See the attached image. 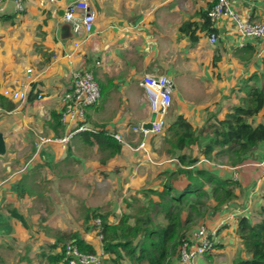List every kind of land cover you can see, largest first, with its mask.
<instances>
[{
	"label": "crops",
	"instance_id": "1",
	"mask_svg": "<svg viewBox=\"0 0 264 264\" xmlns=\"http://www.w3.org/2000/svg\"><path fill=\"white\" fill-rule=\"evenodd\" d=\"M88 1L97 14L93 31L72 32L73 36L68 39L60 35L66 21L59 11L66 8L70 0H26L24 12H17L12 2L0 3V93L16 104L12 110L0 107V129L4 130L9 143L7 154L0 155V243L6 247H10L11 242L23 244L24 252L19 259L26 264L28 260L41 264L43 249L38 251L30 245L31 228L20 202L28 198L25 185L36 180L42 165L69 160L82 163L86 159L88 165H92L90 170L98 168L105 176L113 174L116 177L120 168L115 162L121 158V166L126 168L131 164L136 168L125 180L114 178L118 186L114 196L123 199L128 191L132 196L142 189L162 188L160 176L173 172L178 164V160L170 158L165 150L160 159L156 158L161 146L150 155L154 157L153 163L142 150L128 146L122 145L119 153L112 154L111 149L91 143L89 132L77 133L67 142L54 140L38 147L41 136L61 139L71 130V126L64 125L61 120L60 125L57 124L53 114H60L62 95L69 88L75 70L92 71L105 88L101 91V100L87 109L88 123L96 128L103 126L107 132L122 133L132 147L140 141L132 127L150 116L146 96L138 97L134 93L136 86L142 88L140 81L145 74H165L174 83L176 78L191 77L190 99L182 96L175 85L169 121L183 114L197 128L208 119L223 118L232 105L239 103L238 95H243L239 89L246 78L264 70V37L242 41L234 20L229 17L213 23L219 36L216 44L210 42L206 31L198 33L197 42L181 32L186 21L201 22L198 12L209 8L216 0ZM231 3L243 17L264 23V0H231ZM77 40L79 45L75 46ZM215 55L220 56L217 65H214ZM30 67L32 73L27 72ZM5 90L27 91L28 98L12 99L5 95ZM39 93L43 95L40 99L37 98ZM120 94L127 95L126 100ZM130 99L133 105L126 102ZM256 119L261 121V117ZM160 143V138L155 137L151 147H158ZM97 152L98 158L95 157ZM197 152L198 149L194 151ZM255 154L264 157V142ZM195 166L211 169L222 178L237 179L241 184L237 199L210 210L201 222L208 230H216V247L198 258V264H236L239 258L247 255L236 233L235 218H252L263 203L264 177L260 167L248 165L235 169L237 165H218L206 159ZM175 184L182 188L186 179L183 177ZM133 197L142 199V194ZM108 203L112 205V200ZM121 206L122 202L114 210H102L110 212L112 222L128 211ZM13 210L25 216L29 228L13 215ZM232 215L234 219H230ZM84 223L86 225L85 217ZM198 226L195 225L186 237L194 238ZM84 238L97 253L104 254V260L112 257L104 253L102 238L95 230L84 234ZM59 251L54 249L51 253ZM172 264H179L178 254Z\"/></svg>",
	"mask_w": 264,
	"mask_h": 264
},
{
	"label": "trees",
	"instance_id": "2",
	"mask_svg": "<svg viewBox=\"0 0 264 264\" xmlns=\"http://www.w3.org/2000/svg\"><path fill=\"white\" fill-rule=\"evenodd\" d=\"M216 1L206 10L198 12L201 22L189 20L181 26V32L189 36L191 41H199L198 33L202 31L209 35L217 32L208 16V10ZM219 60L220 56L215 55L214 65ZM100 87L104 92L105 88ZM239 93H243L238 95L239 103L232 105L223 118L208 119L202 127L196 128L183 114L177 115L174 120H167L162 133L165 137L164 149L170 158L178 160V164L173 172L167 173L165 177L163 174L160 176L163 185L161 190L147 188V191L142 192L145 203L134 202L129 205L133 207V213L125 211L119 220L111 222L110 212L101 208L87 209L84 214L86 233L95 230L102 235L104 253L112 256L107 263L104 260V264H172L187 233L195 225H201L210 210L218 209L239 197L241 184L237 179L222 178L211 169L195 166L202 159L213 164L233 166L252 165L264 160V157H256L255 154L264 142V70L247 77ZM15 105L0 93L1 108L12 110ZM258 117H261V121H257ZM53 118L60 125V114L54 112ZM87 135L91 143L111 149L112 154L122 149V144L103 126ZM159 136H151L148 140ZM155 148L150 146L151 153ZM195 149H198L197 154L194 153ZM143 152L153 163L150 151L148 154ZM183 177L186 185L177 188L175 182ZM12 213L29 228L23 214L17 210ZM96 218H101L100 226L95 223ZM198 218L202 221L199 222ZM235 220L236 233L242 239L243 251L247 255L239 258L236 264H264V196L260 209L252 218L239 216ZM62 242L77 244L84 252H96L95 247L80 232L59 229L56 242L49 247L50 250L60 251L53 254L43 249L41 264H65ZM27 264L33 263L28 260Z\"/></svg>",
	"mask_w": 264,
	"mask_h": 264
},
{
	"label": "built area",
	"instance_id": "3",
	"mask_svg": "<svg viewBox=\"0 0 264 264\" xmlns=\"http://www.w3.org/2000/svg\"><path fill=\"white\" fill-rule=\"evenodd\" d=\"M12 2L17 12L26 10V0H0L1 4ZM96 11L88 0H74L66 7L64 20L71 24L72 32L81 34L82 32L91 33L96 22ZM208 16L213 23L223 17H229L234 20L238 33L242 41L247 38L264 37V23L252 20L250 17H243L233 7L231 0H217L208 10ZM209 40L212 44L219 41L217 33H211ZM75 46L79 41L74 42ZM100 65L101 62L97 61ZM28 73L33 72V68L27 69ZM140 85L145 89L147 100L150 107V116L140 124L132 127L133 133L141 137L138 145L132 147L124 135L120 132H108L123 146H128L133 150H143L149 153L148 138L159 136L163 133L167 125V116L173 105L175 83L171 77L165 74H145ZM5 95L15 100H25L28 98V92L23 90H5ZM101 87L96 75L87 69L75 70L69 88L62 95L63 107L60 111V120L64 125L71 126V130L64 138L57 139L41 136L38 147L54 140L67 142L77 133L97 132L100 128L91 126L87 121V109L96 105L101 99ZM39 93L37 98H42ZM152 112L156 113V118L152 122V128H144V123L150 120ZM251 164H240L235 169L245 167ZM260 167L261 174L264 177V160L252 164ZM234 219V215L230 216ZM95 223L100 226L101 218H96ZM216 230H208L205 224L198 226L194 238L185 237L178 251L179 264H198V258L212 250L216 245ZM102 238V235H99ZM63 263L65 264H104L103 253L84 252L74 243H66L63 246Z\"/></svg>",
	"mask_w": 264,
	"mask_h": 264
},
{
	"label": "rangeland",
	"instance_id": "4",
	"mask_svg": "<svg viewBox=\"0 0 264 264\" xmlns=\"http://www.w3.org/2000/svg\"><path fill=\"white\" fill-rule=\"evenodd\" d=\"M185 74L188 73L185 72ZM185 76L186 77L184 78L175 79L176 90H178L182 96L190 99L192 97V85L190 86L189 84V82H191V80L189 81V78L191 79V77H188L187 75ZM134 93H136L138 97H141L143 96L142 94H144L147 98L143 87L136 86L134 88ZM119 96L124 100L127 98V95L125 94H120ZM126 102L133 105L131 99ZM137 111L140 110L137 109ZM171 115L172 114L169 113L167 120H169ZM159 138L162 143H160L155 150L158 151L161 146L160 154L157 153V155L160 156L162 155L161 152L165 150V144H163L165 137L161 134ZM139 139H141L140 136ZM153 140L154 138L148 140L150 154V146L153 143ZM154 142H156V140ZM89 155L91 156L92 154ZM124 156L128 158L127 155ZM95 157H99V152L95 153ZM85 158L88 159L87 156ZM152 158L154 159V157ZM120 160L121 158L116 159L115 162V164L119 166L117 168H120L118 173H116L117 175H115L116 177H113V174H110L111 177H109V174L105 176L98 168L90 170L92 165H88L89 163L86 162V159L84 162L82 161V163H73L69 160L60 161L56 165H42L39 169V174L36 175V180L34 182H29V186L25 185V187H27L26 190L29 193L28 198L20 202L21 210L26 214L30 224V239L32 242L30 245L32 248L35 247L34 249L38 251L46 249L47 252H52L53 250H50L49 245L56 242V234L59 229H62V226L65 227L63 230L78 231L81 234L86 235L84 213L87 208L114 210L118 207V203L122 202L121 207L125 206L130 213H133V207H129L131 203H145L141 198L133 196H138L139 193L142 194L143 191H147L148 189L133 192L132 196L131 192L128 191L126 197L123 199L120 198L124 202L114 196L118 192V186L116 185L114 178L125 180V178L129 177L127 174H132L134 169H136H133L131 164L124 168L119 164ZM114 166L113 170L116 169V165ZM56 175H58V179ZM163 176L165 177L166 175L163 174ZM118 182L119 184L121 183L120 181ZM161 189L162 188H160V190ZM117 199L118 201L116 202L115 200ZM110 200H112V205L108 203ZM160 218L161 216L158 221ZM197 220L199 222L202 221L200 218ZM86 237L88 238V234L85 238ZM62 244H64V242H62ZM10 246L11 247H6L4 243H0V264H26L19 259L24 252L23 244L16 245V243L11 242ZM106 261L107 260H105V263H107ZM123 264L128 263L124 262Z\"/></svg>",
	"mask_w": 264,
	"mask_h": 264
},
{
	"label": "water",
	"instance_id": "5",
	"mask_svg": "<svg viewBox=\"0 0 264 264\" xmlns=\"http://www.w3.org/2000/svg\"><path fill=\"white\" fill-rule=\"evenodd\" d=\"M72 1H74V0H70V2H72ZM65 12H66V8L61 9L59 11L60 16L64 17ZM60 35H61L62 39H68V38H71L73 36L70 23L66 22L61 26ZM155 118H156V113L152 112L150 120L148 122L144 123V125H143L144 128L151 129L152 128V122L154 121ZM8 149H9V143L6 141L5 132L3 129H0V155H2V156L6 155L8 152Z\"/></svg>",
	"mask_w": 264,
	"mask_h": 264
}]
</instances>
